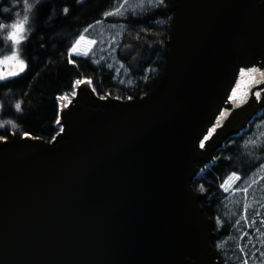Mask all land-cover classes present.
I'll return each instance as SVG.
<instances>
[{"label": "water", "instance_id": "1", "mask_svg": "<svg viewBox=\"0 0 264 264\" xmlns=\"http://www.w3.org/2000/svg\"><path fill=\"white\" fill-rule=\"evenodd\" d=\"M256 1L177 0L146 96L103 97L96 120L50 143L0 141V264H216L189 182Z\"/></svg>", "mask_w": 264, "mask_h": 264}, {"label": "trees", "instance_id": "2", "mask_svg": "<svg viewBox=\"0 0 264 264\" xmlns=\"http://www.w3.org/2000/svg\"><path fill=\"white\" fill-rule=\"evenodd\" d=\"M118 0H0V136L23 133L50 143L59 131V97L79 79L90 82L98 97L139 100L164 75L177 0L158 3L119 19L123 32L115 60L126 71L118 80L116 66L104 60L68 54L84 27L100 20ZM214 161L189 182L211 232L217 264H231L219 238L229 225L225 194L219 188L230 173L245 177L264 159V138L247 130L229 135L213 151ZM196 165L201 166L200 161Z\"/></svg>", "mask_w": 264, "mask_h": 264}, {"label": "rangeland", "instance_id": "3", "mask_svg": "<svg viewBox=\"0 0 264 264\" xmlns=\"http://www.w3.org/2000/svg\"><path fill=\"white\" fill-rule=\"evenodd\" d=\"M159 0H118L100 20L83 28L68 54L104 60L117 67L118 80L127 78L122 65L117 64L113 48L120 40L123 24L119 19L155 5ZM238 71L226 100L198 142L197 157L201 166L194 176L213 162V151L230 134L247 130L254 139L264 138V109H252L253 91L264 86V0L256 8L238 48ZM98 100L90 82L79 79L70 93L59 97V131L52 141L72 135L97 119L106 99ZM101 103L100 105H95ZM234 125L225 129L231 122ZM7 122L0 119V127ZM64 133V134H63ZM221 148V147H220ZM193 176V177H194ZM219 188L225 194L228 221L227 232L219 240L230 254L231 264H264V159L245 177L230 173Z\"/></svg>", "mask_w": 264, "mask_h": 264}, {"label": "flooded vegetation", "instance_id": "4", "mask_svg": "<svg viewBox=\"0 0 264 264\" xmlns=\"http://www.w3.org/2000/svg\"><path fill=\"white\" fill-rule=\"evenodd\" d=\"M253 100L254 102L251 104L252 109H255V110L264 109V86L257 88L253 91ZM220 147H221L220 145L216 147L215 152L219 150ZM216 264H217V261H216Z\"/></svg>", "mask_w": 264, "mask_h": 264}, {"label": "built area", "instance_id": "5", "mask_svg": "<svg viewBox=\"0 0 264 264\" xmlns=\"http://www.w3.org/2000/svg\"><path fill=\"white\" fill-rule=\"evenodd\" d=\"M26 135V133H23V136ZM32 136V135H30ZM33 137V136H32ZM4 140V137L3 136H0V141Z\"/></svg>", "mask_w": 264, "mask_h": 264}]
</instances>
